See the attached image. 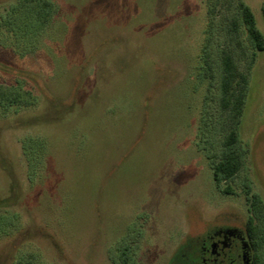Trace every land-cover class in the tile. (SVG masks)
Returning a JSON list of instances; mask_svg holds the SVG:
<instances>
[{"label":"rangeland","instance_id":"1","mask_svg":"<svg viewBox=\"0 0 264 264\" xmlns=\"http://www.w3.org/2000/svg\"><path fill=\"white\" fill-rule=\"evenodd\" d=\"M18 1L0 0V264H120L125 247L128 264H199L206 236L245 227V191L264 208V52L248 67L238 8L264 36V0H209V24L205 0H47L37 27L41 0ZM222 51L247 76L236 119ZM232 131L226 196L209 165Z\"/></svg>","mask_w":264,"mask_h":264},{"label":"trees","instance_id":"2","mask_svg":"<svg viewBox=\"0 0 264 264\" xmlns=\"http://www.w3.org/2000/svg\"><path fill=\"white\" fill-rule=\"evenodd\" d=\"M19 2H21V0L18 1V4ZM204 3H206L205 9L209 24L214 14L215 3H210L209 0H205ZM37 4L39 5L37 6L39 9V15H36V17L42 15V18H38L39 20L35 22L33 20L35 16L30 13V10H28L29 12L27 14V18L33 27H37L38 25L41 26L47 20L46 18L50 17L53 12V9L50 8V4L47 0H41L40 3ZM238 8L241 22L252 50L250 61L247 63L249 65L248 67H250L254 62L255 55L264 52V36L258 29L255 16L249 6L242 1H239ZM261 12L264 20V8H262ZM205 48L206 43L204 44L201 53V65L204 67V75L203 78L201 77L202 80L200 81L202 82L205 80L207 92L211 85L210 80L212 76L210 74V67L206 63L207 56L205 54ZM219 60L218 105L222 111H227L232 118L236 119L240 117L242 113L248 84L247 76L245 73L239 71L235 61L228 52L222 51ZM31 98H33L31 94L30 101H20L18 98H13V101L9 103L8 107L11 108L14 104L20 106L27 105L28 102L30 103L33 101ZM236 139V133L233 131L229 132L221 143L219 155L214 157L209 165L215 189L226 196L234 195L230 183L236 177L242 166L240 157L234 149ZM222 185L225 187H222ZM248 192V190L245 191L249 203L245 229L254 247L256 264H264V208L257 195L250 194V196H247ZM127 251V249L123 248L121 249L122 253L117 256L118 260L121 262L120 264H128V258L126 257ZM25 259L20 257L15 264H35L36 262L32 255H29L27 260Z\"/></svg>","mask_w":264,"mask_h":264},{"label":"flooded vegetation","instance_id":"3","mask_svg":"<svg viewBox=\"0 0 264 264\" xmlns=\"http://www.w3.org/2000/svg\"><path fill=\"white\" fill-rule=\"evenodd\" d=\"M198 260L199 264H256L254 247L245 227L239 231L219 230L206 236L198 249Z\"/></svg>","mask_w":264,"mask_h":264}]
</instances>
